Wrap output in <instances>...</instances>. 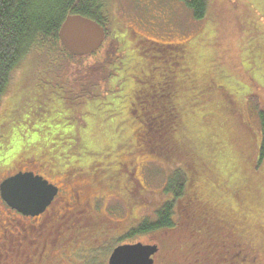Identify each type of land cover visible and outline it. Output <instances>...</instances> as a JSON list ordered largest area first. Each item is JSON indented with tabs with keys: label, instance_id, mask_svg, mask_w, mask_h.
I'll return each instance as SVG.
<instances>
[{
	"label": "trees",
	"instance_id": "obj_1",
	"mask_svg": "<svg viewBox=\"0 0 264 264\" xmlns=\"http://www.w3.org/2000/svg\"><path fill=\"white\" fill-rule=\"evenodd\" d=\"M177 1L200 21L191 35L175 27L166 36L144 34L128 23L129 18L122 19L113 0H0V98L22 60L25 71L0 113V131L13 135V127L20 131L30 123L35 114L32 98L43 94L33 81L41 70L64 82L66 99L83 104L87 98L91 106L86 121L79 124L85 140L76 137L64 149L45 146L47 169L80 172L88 177L90 191L102 194L113 189L114 178L123 200L131 189L127 156L147 148L175 169L164 188L169 196L157 202L151 219L143 216L138 222L141 239L158 233L163 242L157 245L172 247V258L211 248L205 264H234L236 250L237 264H264V28L252 39L251 35L222 45L218 22L235 29L232 12L237 2L220 0L225 8H214L213 0ZM247 4L239 6L241 12L255 15L257 9ZM73 14L104 28L103 43L94 53L73 56L60 45V24ZM71 68L79 70L69 75ZM102 93L111 95L109 102ZM61 109L51 108L48 115ZM39 148L25 149L14 158L0 156V173L20 158L39 156ZM174 202L183 205L173 209ZM124 204L133 205L129 200ZM66 218L57 215V222ZM102 219L101 224L65 226L55 241L58 254L53 263L105 264L106 256L98 257L95 248L105 237L117 235L131 218L113 224L108 221L112 216ZM183 220L189 233L184 239H171Z\"/></svg>",
	"mask_w": 264,
	"mask_h": 264
},
{
	"label": "rangeland",
	"instance_id": "obj_2",
	"mask_svg": "<svg viewBox=\"0 0 264 264\" xmlns=\"http://www.w3.org/2000/svg\"><path fill=\"white\" fill-rule=\"evenodd\" d=\"M118 7V14L122 15V19L137 28L144 34H152L153 36H166L167 31L172 33V27L178 29L179 32H183L187 35H191L195 29L200 27V21H196L192 18L190 11L184 6V4L177 0H113ZM213 0L212 6L215 8L216 4L221 8H225L224 1ZM243 1H247V6L250 8L257 9L256 14L254 15H246L241 12L242 9L239 7L243 5ZM237 2L234 13L235 16V29H228L227 26L223 25L222 22H218L220 24L219 28L223 31V37L221 36L219 41L222 45H226L227 43H232L234 40L240 38L244 39L246 37H250L252 34H261L264 28V16L262 13L264 8V0H231V3ZM261 11V13H259ZM257 15L260 16L257 20ZM140 24V25H138ZM170 26V27H169ZM181 29V30H180ZM238 33L239 35H237ZM251 36V39L253 37ZM172 36V35H171ZM170 40H168L169 42ZM258 41V40H257ZM176 46L175 44H170V46ZM23 60L20 64L15 68L13 78L9 82L8 87L2 97L0 98V113L3 111L6 106V103L11 99L13 91L17 88V85L21 83V79L24 76V67L22 65ZM258 63V61H256ZM88 66V63L86 64ZM69 71V75L76 74L74 68ZM67 69L62 70V73L65 74ZM33 70L29 66V79L32 78ZM33 81L36 82L40 87H42V95L40 94L38 97L34 96L32 98L33 110L35 109V114L30 119V123H25L21 126L20 131L18 127H13L16 134L9 135L6 131H0V156L10 154L13 158L20 156L22 151H26L25 149H33L34 146L39 145V150H41L43 157H46L47 149L45 146L47 144H52L53 149H59L65 147V143H72L74 138L80 137L82 139H86L85 130L80 127V123L86 121L88 111L87 109H91V106H87L86 104L89 100L86 98L83 104H77V100H68L65 96V88L64 82L60 80H56L54 77H48L44 75L40 70L37 74L34 75ZM104 95V101L109 102L111 95L108 93H102ZM102 95V96H103ZM86 105V109L84 110ZM63 107L61 110H57V113H51L48 115V110L56 107ZM52 110H50L51 112ZM4 112V111H3ZM2 112V113H3ZM37 112V113H36ZM91 112H88V114ZM38 119L34 121V118ZM1 118L3 116L1 115ZM56 120L49 125V120ZM73 131V135L69 136V134ZM82 132V136H81ZM84 133V135H83ZM86 135V136H85ZM140 143V142H139ZM143 146L142 143H140ZM20 153V154H19ZM10 156V157H11ZM130 162L127 166L130 169H126L125 172L128 173L126 179L128 181V187L131 192V196H124V199L118 196V190H121L115 184L118 180L112 178L113 182L111 185L110 192H106L103 195V200L101 203L104 208H108L105 210L108 218L112 216V220H119L124 216L127 208L125 209L124 202L128 200H132V202L137 200L135 209L138 214L151 219L152 211L158 205V201H163L169 195L165 192L164 188L166 187L167 179L172 173V170L175 169L173 165L168 163H164L163 161L155 158L153 154H150L147 151V148L136 149L132 154L127 156L126 161ZM3 162V161H2ZM0 162V164L2 163ZM9 160L2 164V166L9 164ZM5 173H0L3 175ZM131 174V175H130ZM132 177H135L136 180L132 181ZM56 178V176L54 177ZM51 181H55L52 177ZM127 187V188H128ZM136 190V191H135ZM92 193H96L97 191L91 190ZM137 192V195L136 193ZM158 193V194H156ZM162 194V195H161ZM134 203V202H133ZM183 204H176V209H180ZM111 210V213H110ZM113 211V212H112ZM182 221V225L178 222L179 229L174 238L184 239L183 236L189 233V228L185 227V222ZM182 228V229H180ZM184 228V229H183ZM161 234H164L162 232ZM160 237V238H159ZM148 240H153L149 242H156L157 244L162 241V237L156 233V235H150L147 238ZM172 248V247H170ZM169 247L165 245L163 248H159V251L156 255L155 264H161L162 262L168 264H205L203 261L211 252V248H208L204 253L206 254H193L191 257H183L176 258L173 255L171 257V253L169 252ZM234 264L238 262L239 252L235 251ZM173 254V253H172ZM227 254V252L225 253ZM203 262V263H202ZM216 264V262H214Z\"/></svg>",
	"mask_w": 264,
	"mask_h": 264
},
{
	"label": "flooded vegetation",
	"instance_id": "obj_3",
	"mask_svg": "<svg viewBox=\"0 0 264 264\" xmlns=\"http://www.w3.org/2000/svg\"><path fill=\"white\" fill-rule=\"evenodd\" d=\"M41 152L40 150V155L37 157L20 158L22 160L20 163L0 175L1 182L4 178L20 171L32 172L34 175H40L57 188V194L50 204L42 213L34 216L23 215L10 208L0 197V264H54L53 260L58 254L55 241L65 226L75 223L85 227L87 224L103 223L104 216L108 218L105 213L106 208L101 203L104 194L90 191L86 175H80V172L62 174L55 169H47V159ZM52 163L50 166H53ZM46 170L48 171L46 172ZM48 174L50 175L48 176ZM55 176L56 178H54ZM49 177L55 181H51ZM133 180L136 178L132 177ZM132 193L128 190V197ZM135 193L137 194V192ZM169 200H173V198L170 197ZM133 202L131 199L129 200V203L133 205L127 207V211L121 219L108 220L109 224H113L114 222L121 223L124 218H131V223L122 226L123 228L116 225L119 228L117 235L105 237V240L95 248L98 251V257L106 256L105 264H108L109 255L115 247L137 242L156 246L157 250L152 256L153 264H155L159 246L156 242H149L153 240L141 239L143 236L139 235L137 227L143 216H138L135 209L136 201ZM172 206L175 209L176 203L174 202ZM57 215H64L67 218L60 223L57 222ZM53 220L56 221L57 226L53 225L55 223L52 222ZM48 221L52 224H49Z\"/></svg>",
	"mask_w": 264,
	"mask_h": 264
},
{
	"label": "water",
	"instance_id": "obj_4",
	"mask_svg": "<svg viewBox=\"0 0 264 264\" xmlns=\"http://www.w3.org/2000/svg\"><path fill=\"white\" fill-rule=\"evenodd\" d=\"M60 45L73 56L95 52L103 43L105 31L96 21L79 14L66 15L57 32ZM57 188L32 172H17L0 182V197L23 215H38L50 204ZM155 245L123 244L109 255L108 264H153Z\"/></svg>",
	"mask_w": 264,
	"mask_h": 264
}]
</instances>
